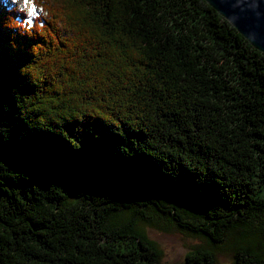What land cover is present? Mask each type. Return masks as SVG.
<instances>
[{
	"label": "trees",
	"instance_id": "obj_1",
	"mask_svg": "<svg viewBox=\"0 0 264 264\" xmlns=\"http://www.w3.org/2000/svg\"><path fill=\"white\" fill-rule=\"evenodd\" d=\"M33 1L0 9V264H166L163 221L182 264H264V53L205 0Z\"/></svg>",
	"mask_w": 264,
	"mask_h": 264
},
{
	"label": "rangeland",
	"instance_id": "obj_2",
	"mask_svg": "<svg viewBox=\"0 0 264 264\" xmlns=\"http://www.w3.org/2000/svg\"><path fill=\"white\" fill-rule=\"evenodd\" d=\"M9 6H17L22 8L28 14V20L31 22L34 20V16L38 15L40 9L35 6L34 12L30 10V6L27 4V0H5ZM31 2V0H28ZM152 215H156V212H152ZM165 226L170 227L169 229H164L163 226L157 227L153 223L143 222V227L145 235L156 245L159 250H161V259L166 264H182L185 261L186 254L191 251L196 246L203 245L206 241L204 238L199 236L186 235L180 232L177 225L171 226L165 221H163ZM220 264H232L233 257L230 251H224L222 255L219 256Z\"/></svg>",
	"mask_w": 264,
	"mask_h": 264
},
{
	"label": "water",
	"instance_id": "obj_3",
	"mask_svg": "<svg viewBox=\"0 0 264 264\" xmlns=\"http://www.w3.org/2000/svg\"><path fill=\"white\" fill-rule=\"evenodd\" d=\"M264 53V0H205Z\"/></svg>",
	"mask_w": 264,
	"mask_h": 264
},
{
	"label": "bare ground",
	"instance_id": "obj_4",
	"mask_svg": "<svg viewBox=\"0 0 264 264\" xmlns=\"http://www.w3.org/2000/svg\"><path fill=\"white\" fill-rule=\"evenodd\" d=\"M1 3H2V1H0V4H1ZM27 4H28V6H30V7H29L30 10L34 12V10H35V5L33 4V2H32V1L29 2V1L27 0Z\"/></svg>",
	"mask_w": 264,
	"mask_h": 264
},
{
	"label": "clouds",
	"instance_id": "obj_5",
	"mask_svg": "<svg viewBox=\"0 0 264 264\" xmlns=\"http://www.w3.org/2000/svg\"><path fill=\"white\" fill-rule=\"evenodd\" d=\"M13 2L15 3V2H17V0H13Z\"/></svg>",
	"mask_w": 264,
	"mask_h": 264
}]
</instances>
